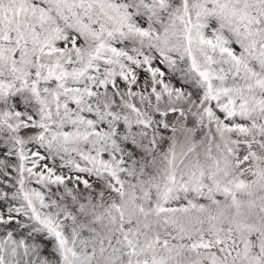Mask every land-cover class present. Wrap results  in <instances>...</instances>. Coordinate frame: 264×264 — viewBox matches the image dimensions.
Segmentation results:
<instances>
[{
	"label": "snow or ice",
	"instance_id": "6c2138e0",
	"mask_svg": "<svg viewBox=\"0 0 264 264\" xmlns=\"http://www.w3.org/2000/svg\"><path fill=\"white\" fill-rule=\"evenodd\" d=\"M0 264H264V0H0Z\"/></svg>",
	"mask_w": 264,
	"mask_h": 264
}]
</instances>
